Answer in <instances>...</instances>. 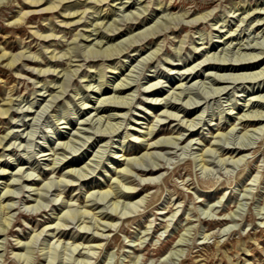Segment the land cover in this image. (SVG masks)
Listing matches in <instances>:
<instances>
[{
  "label": "rangeland",
  "instance_id": "1",
  "mask_svg": "<svg viewBox=\"0 0 264 264\" xmlns=\"http://www.w3.org/2000/svg\"><path fill=\"white\" fill-rule=\"evenodd\" d=\"M28 1L0 4V50L23 55L13 68L0 61V107H11L0 116V205L12 184L13 208L9 227L0 209V264H264V0H67L66 14ZM152 126L181 139L155 150L161 172L135 166L120 191L115 158ZM100 184L121 198L90 201ZM94 204L117 217L113 229L97 234L79 213ZM70 211L57 238L18 249Z\"/></svg>",
  "mask_w": 264,
  "mask_h": 264
},
{
  "label": "bare ground",
  "instance_id": "2",
  "mask_svg": "<svg viewBox=\"0 0 264 264\" xmlns=\"http://www.w3.org/2000/svg\"><path fill=\"white\" fill-rule=\"evenodd\" d=\"M5 0H0V4L2 3V2H4ZM66 1L67 0H31V1H28L29 2V5H38V4H41L42 6H44V10H48V11H50V10H56V9H58L59 8V10H61V13L62 14H66V11H71L70 10V6H73V5H79V2L81 1V0H78V2H76L75 4H73V5H70V6H64L65 5V3H66ZM104 2L105 0H94V2L95 3H99V2ZM241 1V0H240ZM69 2V1H68ZM73 2V1H72ZM6 3V2H5ZM94 3V4H95ZM1 6V5H0ZM4 6V5H3ZM91 8V7H90ZM37 10V9H36ZM260 10V9H259ZM263 10V9H262ZM78 11V10H77ZM76 12H73V13H68V15L71 17L72 15H74ZM82 13V12H81ZM84 13V12H83ZM72 14V15H71ZM76 15V14H75ZM75 15H74V17H75ZM65 16V15H64ZM26 18H27V13H23V14H18V17H17V19L13 22L15 25H17V26H21L23 23H24V20H26ZM80 20V19H79ZM196 21V20H195ZM52 22V21H51ZM65 24V23H64ZM66 24H69V22L68 23H66ZM98 25V24H97ZM67 26V25H66ZM94 26V25H93ZM50 31V30H49ZM88 31V30H87ZM35 35H37V36H39V37H43V38H48L49 36H52V34L51 35H45V36H42V35H39V34H35ZM54 35V34H53ZM84 36V35H83ZM89 35H88V39H89ZM85 38V37H84ZM86 40V39H85ZM87 41V40H86ZM75 46V45H74ZM77 46V45H76ZM71 50H72V48H71ZM73 50H74V48H73ZM80 52V51H79ZM0 61L2 62V61H7V66L9 67V68H13L14 67V65L16 64V62H18L22 57H23V55L22 54H20V55H10V56H8V54L6 53V52H4L3 50H0ZM99 53V52H98ZM101 54H103V55H105L106 57H111V56H113V55H118L119 54V51H117V49L115 48V47H113V48H111V49H107L106 51H102V52H100ZM80 54H82L81 52H80ZM79 55V54H78ZM25 56V55H24ZM36 56V55H35ZM7 57V58H6ZM55 57V56H54ZM99 57V56H98ZM3 73V72H2ZM185 74H186V72H185ZM190 74V73H189ZM124 80V79H123ZM181 86L182 85H179L178 86V88L177 89H182L181 88ZM117 90V89H116ZM175 90H176V88H175ZM117 91H120V89L118 88V90ZM181 92V91H180ZM107 99V98H106ZM125 99V98H124ZM167 100V99H166ZM166 100H165V102H166ZM12 102V99H9L8 101H7V104H10ZM120 102V101H119ZM10 108L11 107H6V108H3V107H0V116H3V115H6V114H8L9 113V110H10ZM154 114V113H153ZM175 117V116H174ZM170 118V117H169ZM172 118V117H171ZM167 119V118H166ZM109 120V119H108ZM260 120V119H259ZM247 121V120H246ZM249 121H251V120H249ZM253 121V120H252ZM255 122V121H254ZM223 128V127H222ZM149 129V131H148V133H147V135L148 136H146V137H142V138H144V139H138L139 140V143H140V145H142L143 143V146H141V147H138V149L136 150H134V151H132V153H131V150H129V151H125L124 153H123V155H117V157L115 158L118 162H123V164H122V166H119L118 168H116V175L115 176H117V178L115 179V182H112L113 184H117V189H119V186H121L122 185V182H123V180L121 179V180H118V178H126V180H128L129 178H131V176H130V173H132L131 171L132 170H135L136 168H135V166H142V165H144L145 166V164H147V166H149V169H147V168H144V170H141L143 173H144V176H154V175H156V174H158L159 172H161V170H162V168H161V166L157 163V161H158V156H157V152L155 151L156 149H165V148H167L168 149V147L171 145V144H173L174 143V141H178V140H180L181 138V136L180 137H164V138H162V137H159V132H155V129H154V126H152V127H150V128H148ZM236 129V127H232L230 130H229V133L228 134H230L231 132H233L234 130ZM218 130H221V129H218ZM136 131V133H141L139 130H135ZM224 131V130H223ZM144 133V132H143ZM247 134V133H246ZM249 134V133H248ZM224 136H225V133H221L220 131L217 133V135H216V138H219V137H223L224 138ZM215 137V136H214ZM147 138V139H146ZM4 139H6V138H2V137H0V145L3 143V140ZM241 139V138H240ZM246 139H247V137H246ZM146 142H148L147 144H145ZM244 143V142H243ZM176 144V143H175ZM174 144V145H175ZM214 144V143H213ZM216 145V144H215ZM178 146V145H177ZM214 145H212V147H213ZM243 146H247V145H243ZM4 146H2V148H3ZM144 147V148H143ZM212 147H209V148H207L206 150H202L203 152L201 153V155H200V162H201V164H202V166L203 167H206L207 166V164H209V163H207V161H206V159H205V157L207 156V153L209 154V155H211V153L213 154V152L215 151V149H212ZM171 148V147H170ZM214 148V147H213ZM248 150H246L245 149V147H239V148H236V149H234L232 152H229V154H230V158H232V159H235V158H237V157H239L238 159H237V161L239 162V161H242L247 155L246 154H244V153H246ZM208 157V156H207ZM247 158V157H246ZM208 160V159H207ZM235 162H236V160H234ZM199 162V161H198ZM72 163V162H71ZM56 162H54L53 163V168H54V171H55V169H57V168H55V166H56ZM201 166V167H202ZM75 170L74 169H72V168H70V169H67V171H66V177L68 176V177H71V176H73L75 173ZM5 173V172H4ZM25 175V174H24ZM66 180V179H65ZM125 180V179H124ZM153 180V179H152ZM155 180V179H154ZM148 181V180H147ZM152 182V181H151ZM113 184L111 185V184H108L107 186H104L103 184H100V185H97V186H95V187H93V189L92 190H94L93 191V193H91L92 195L93 194H96L97 193V196L95 197L94 195V197L95 198H93V199H91L90 201H96V199H97V197H100V198H108V197H110V196H115L116 198H121V196L119 195V193L117 192V190H116V187L114 186L113 187ZM124 184V183H123ZM64 185V184H63ZM132 185V184H131ZM12 186V184H6V190H5V192L3 193V195H5V201H7V200H9L7 203H2L1 205H0V209H1V211H2V213L4 214V225L5 226H7V227H9V225H11V217L13 216H11V209H13L12 208V204H10V200H11V196L9 195V193H11L12 191H11V187ZM123 186V185H122ZM121 186V187H122ZM126 187V186H125ZM44 188V187H43ZM124 189V186L122 187V190ZM127 189V191L128 192H126V193H128V194H130V198H133V199H135L136 197V195H139V194H141V193H139L140 191H138V190H136L134 187H128V188H126ZM120 190V189H119ZM122 190H120V191H122ZM45 191V190H44ZM42 194V193H41ZM123 194V193H122ZM135 197V198H134ZM146 197L147 196H144L140 201H143V200H145L146 199ZM90 198V197H89ZM114 198V197H113ZM40 199V198H39ZM31 200V199H30ZM34 200V199H33ZM37 200V199H36ZM90 201H88V202H90ZM139 201V202H140ZM72 202V201H71ZM77 202V201H76ZM118 202H120V200H118L117 202H116V204H114L115 205V209H117V207H118ZM44 203V202H43ZM99 203V202H98ZM138 203V202H137ZM96 204V203H95ZM95 204L94 205H85V208H90V209H85V210H82L81 212H79V213H81V214H83V215H85V216H90L91 214V216L95 219V222L93 223V228L96 230V233L98 234L99 233V231H100V228H102L101 229V231H104L103 229H108V231L109 230H111V228L113 227V226H116L117 225V223L116 224H114L113 223V221L115 220V218H117L116 216H113V215H109L110 217H108V215L107 214H105L103 211H99V212H96V213H93L94 212V210L96 211V209H99V207H97L96 209L95 208H93L94 206H95ZM102 205V204H101ZM78 206V205H77ZM111 206V205H110ZM139 206V205H138ZM79 207V206H78ZM128 207V206H127ZM105 208V207H104ZM27 209V208H26ZM72 209V208H71ZM40 210V209H39ZM103 210V209H102ZM172 212V210H170L169 212H168V214L169 213H171ZM1 213V214H2ZM110 214V213H109ZM113 214V213H112ZM163 214H165V212L163 213ZM116 215V214H115ZM118 215V214H117ZM60 216V215H59ZM79 216V215H78ZM81 216V215H80ZM74 217V215L72 214V211H70V212H66L64 215H62V216H60V217H57V222H55V223H52V224H47L46 226H44L43 228H42V230L40 231V232H36L35 234H34V236L31 238V241L28 243V244H23V245H21L22 244V242H19V244H20V246H18V249H27L28 250V255H30L31 253L32 254H34L33 253V251L31 250L32 248H31V244L30 243H32L33 242V240L35 241L37 238H40L44 233H45V236L46 237H50V236H53L54 238H57L59 235H60V233L62 232V230H64L65 229V225L64 224H62V222H67L66 220L68 219V218H73ZM91 219V218H90ZM74 220V219H73ZM108 220H111V223H109V221ZM68 223V222H67ZM88 223V222H87ZM43 226V225H42ZM84 228V227H83ZM86 228V227H85ZM89 229L91 228V227H88ZM114 228V227H113ZM112 228V229H113ZM92 230V229H91ZM56 231H59L56 235H55V232ZM55 235V236H54ZM64 235L62 234L59 238H58V240H57V242H59L60 240H61V238L63 237ZM101 237H103V234L101 233ZM52 238V237H51ZM53 239V238H52ZM99 239L100 240H103V238L101 239V238H99V237H96L95 238V240H97V241H99ZM47 242V239H45V242H44V244ZM80 245L81 244H78V245H75L74 246V248H73V252H76V250L77 249H79V247H80ZM72 247V246H71ZM104 247V244H102V243H97V244H95V245H91V246H89V252H91V250L92 251H94V249H102ZM217 247H218V249L220 248V246H219V243H218V245H217ZM34 248V247H33ZM52 248V247H51ZM70 249V248H69ZM84 249V248H83ZM81 250V249H80ZM243 250V249H242ZM245 250V249H244ZM68 251V250H67ZM60 252V251H59ZM92 253H95V252H92ZM77 255H80V256H85V253H81V251H79L78 253H77ZM16 256L17 257H19V258H22L23 257V254L22 253H17L16 254ZM61 256V255H60ZM69 256V255H68ZM86 256H89V254L88 255H86ZM91 256V255H90ZM89 256V257H90ZM74 257V256H73ZM18 258V259H19ZM88 258V257H87ZM25 259L27 260V261H29V259H30V257L29 256H27V257H25ZM230 259V258H229ZM25 260V261H26ZM51 261H53V260H51ZM76 261V260H75ZM231 261V260H230ZM68 262V261H67ZM58 263V262H57ZM81 263V262H80ZM52 264V263H51ZM69 264H71V263H69ZM85 264V263H84ZM231 264H232V262H231Z\"/></svg>",
  "mask_w": 264,
  "mask_h": 264
}]
</instances>
